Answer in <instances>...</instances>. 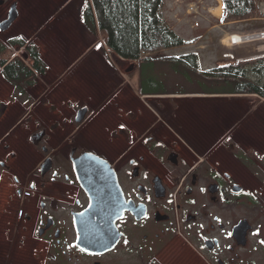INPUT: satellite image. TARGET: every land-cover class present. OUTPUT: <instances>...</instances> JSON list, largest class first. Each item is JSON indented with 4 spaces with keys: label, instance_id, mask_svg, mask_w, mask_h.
<instances>
[{
    "label": "flooded vegetation",
    "instance_id": "af4514ba",
    "mask_svg": "<svg viewBox=\"0 0 264 264\" xmlns=\"http://www.w3.org/2000/svg\"><path fill=\"white\" fill-rule=\"evenodd\" d=\"M47 6L0 0V264H264V111L224 119L215 101L203 133L186 121L198 120L195 101L145 99L186 92L122 82L63 99L47 84ZM209 94L224 95L192 96ZM88 154L120 186L124 214L113 230L106 213L103 236L79 227L91 196L77 164Z\"/></svg>",
    "mask_w": 264,
    "mask_h": 264
},
{
    "label": "rangeland",
    "instance_id": "374dc122",
    "mask_svg": "<svg viewBox=\"0 0 264 264\" xmlns=\"http://www.w3.org/2000/svg\"><path fill=\"white\" fill-rule=\"evenodd\" d=\"M33 2H35V0H33ZM46 2L47 5L51 8L47 9L45 13L46 17L45 15L43 16L45 17V19L49 18L51 14L55 13L56 9H59L61 5L65 3H69L68 10L71 11V9L73 8V13L69 17L71 21H68L67 17L64 18L61 17L58 20L61 21V19L63 18L65 25L64 34H62L63 36L59 35V37L62 36V38L59 39L61 41L65 39L66 47L74 46L76 42H74V40H71L72 39L71 37L77 36L76 31L73 28V25L75 23L74 22L75 12H76L75 9L80 7L84 2V0H46ZM259 4H260L259 17L225 22L230 24L224 25L222 27H219L221 25H218L217 31L213 30L211 31V33H208V36L206 37L207 42L204 43V45H201V47L198 48L199 50L196 48V43L187 45L188 46L186 48L187 50L190 49L197 50L200 59L199 68H195L193 66H187L184 65L183 63H176V62L151 63L148 61H144L137 72L135 69L137 66L136 62L131 61V59L128 60L125 58H121L118 56V54H113V53H112L113 59H111V57L107 53V48L105 51V49H103L101 46H98L97 57H99L101 61L104 60V57H107L111 61V65L105 64L106 67L103 65L105 67L103 69L109 76L108 77L106 75V77L110 80V81L107 80L108 82H105V84L106 83L109 84V82L114 83V84L111 83L110 86L106 84L107 87L103 88L106 90L103 96L109 93V92L107 93L108 91L107 88L113 90L117 88V86L123 81H127L128 83L127 85H129L132 89H134L132 87L133 85H136L138 87L136 80L137 77L136 75L138 73L141 76H143V85L152 86L154 87V89H156V91L189 93L190 95L184 97L160 96V97H151L145 99H158V100L187 99L190 102L195 101L194 105H197L196 107L197 110L195 111V114L198 116V120L195 119L193 116V118H189L186 121H189L191 125L194 124V126H197L198 128L201 127L199 130H201V132L203 133L206 132L209 133L210 130L214 129V126L212 125L215 119L214 116L216 114L214 106L217 103L215 101H218L221 104L222 115L224 119L236 114L243 116L247 114L249 111L250 112L254 110L264 111V97L255 93H243V94L224 93V95L218 94V96L212 94L192 96V93H198V92L223 91L225 87L229 86L228 83L218 82L213 80L212 78L208 77L204 72H207L210 69L218 67L220 65H225L229 63H232L234 65H240V64L245 65V67H247L245 70L247 72H251L254 63L258 62L256 56L264 55V39H255L254 38L255 36H250V37L248 36L245 37L247 40L244 39V41L240 42L239 44H232L229 39L233 34L234 35L239 34L241 36L250 35L264 30V2H260ZM190 9H191L190 13L194 14V7L192 6L190 7ZM45 19L43 18V20ZM198 32L199 29H196L194 31L195 39H199L202 33H204L203 31L199 32L201 34H199ZM64 51H66V49H63V52ZM29 61H31V59H29ZM93 67L95 70L93 68H90L91 70L92 69L93 70L92 71L90 70L89 73H93L94 76L92 78L87 79V86H90L88 87V89L94 88L95 90V88L97 87L94 86L96 82V76L102 79H104L105 76L102 73L104 71L102 69H98V64L96 66L94 65ZM86 68L88 69L89 67L87 66ZM251 76H254L252 78L257 82L260 80V78L255 74V72H251ZM97 81L100 82L99 79ZM135 93L136 95L138 94L136 91ZM74 97H76L75 94ZM101 99L102 98H99L97 100L95 99L91 104L96 106L100 103ZM118 99H122V97ZM80 100L85 101V99L79 98L75 100L74 103ZM183 103L187 104L185 102ZM182 114H184L185 116L187 115L186 113H182Z\"/></svg>",
    "mask_w": 264,
    "mask_h": 264
},
{
    "label": "trees",
    "instance_id": "16d2710c",
    "mask_svg": "<svg viewBox=\"0 0 264 264\" xmlns=\"http://www.w3.org/2000/svg\"><path fill=\"white\" fill-rule=\"evenodd\" d=\"M224 2L225 13L221 22H230L259 17V3L264 0ZM163 5L164 0H84L80 19L91 31H99L105 44L122 58L138 60L140 64L144 61L176 62L199 68L200 59L197 52L178 57L161 54L166 49L187 43L165 20ZM30 51L36 61L41 63L39 49L32 45ZM256 59L258 62L254 63L251 72H255L260 78L258 82L242 64L220 65L204 73L215 81L229 84L223 91L217 92L255 93L264 97V55H257ZM146 92L148 91H144Z\"/></svg>",
    "mask_w": 264,
    "mask_h": 264
},
{
    "label": "crops",
    "instance_id": "0c3cea01",
    "mask_svg": "<svg viewBox=\"0 0 264 264\" xmlns=\"http://www.w3.org/2000/svg\"><path fill=\"white\" fill-rule=\"evenodd\" d=\"M82 5L78 8L75 7V23L73 28L75 29L77 36L71 37V40L76 42L72 47H66L65 39L62 41L59 39L62 38V34H64L65 25L63 18L67 17L68 21H71L69 17L73 13V8L71 11L68 10L69 3L61 5V7L56 9L55 13L51 14L49 18H46L43 23V38L41 44L44 48L43 53L45 60L49 65L47 74L48 88L49 90L55 89L56 91L61 92L63 94L62 98L66 100L73 99L75 93H82L81 95L88 96V94L94 90V88H91L92 90L88 89L90 86H87V79L94 76L93 73H89L91 70L90 68L94 69V65L96 66L98 64V69H102L104 71L102 73L105 76L104 79L96 76L94 86L102 89L106 88L107 83L105 84V82H108L107 80H109L106 77L108 74L103 68L106 67L105 64L111 65V61L107 57H104V60L102 61L97 57L98 46H101L106 51L104 38L99 31L95 33L83 25L80 19ZM192 6L194 7V14L190 13V7ZM48 8L51 7L47 6V9ZM163 13L167 23L187 42L183 46L172 47L161 53L169 56L178 57L182 54L197 52V50H187V45L196 43V48L198 49L201 45H204V43L207 42L206 37L208 36V33H211L213 30H218V25H221L219 27H222L230 24L221 22L225 13L224 0H164ZM61 17H63L61 19L62 23L58 20ZM196 29H199V32H204L199 39H195L194 31ZM59 35L62 36L59 37ZM63 49H66V51L63 52ZM114 54L117 53L114 52ZM131 61L137 63L135 69L138 72L142 63L140 64L138 60ZM87 66L89 67L88 69L86 68ZM136 76L138 87L136 85L132 86L135 90H137V88L139 89L140 86H144L142 76L138 73ZM98 79L101 83L97 81ZM123 82L127 83V81ZM111 83L112 82H109L107 85L110 86ZM97 87L95 89H97ZM107 89L108 91H112V89ZM104 90L105 89H103V91Z\"/></svg>",
    "mask_w": 264,
    "mask_h": 264
},
{
    "label": "water",
    "instance_id": "95a60500",
    "mask_svg": "<svg viewBox=\"0 0 264 264\" xmlns=\"http://www.w3.org/2000/svg\"><path fill=\"white\" fill-rule=\"evenodd\" d=\"M13 17L11 18V20ZM10 20V21H11ZM9 21V22H10ZM86 108L81 109V117L78 121H81L85 115ZM77 166H79L80 172L84 171L85 179H81L83 187L87 190L91 196V204L88 209L81 215L79 220V227L82 230H97L95 233L103 236L107 229L108 223L106 222V213L110 210L112 213L111 227L113 230H117L116 221L124 214V208H118L115 200V189H120L118 180L109 183L105 182V178L108 177L107 163L94 154H88L80 159ZM88 167L95 170L93 179L88 176ZM99 174L101 176L99 177ZM111 196V201L107 199ZM97 245L104 246L106 241L104 239L96 240L92 242Z\"/></svg>",
    "mask_w": 264,
    "mask_h": 264
},
{
    "label": "built area",
    "instance_id": "2783aa9c",
    "mask_svg": "<svg viewBox=\"0 0 264 264\" xmlns=\"http://www.w3.org/2000/svg\"><path fill=\"white\" fill-rule=\"evenodd\" d=\"M243 36L244 37L255 36L254 37L255 39H264V30L261 31V32H258V33H253V34H250V35H243ZM229 39H230V41H231L232 44H239L240 43V42H238V41H236L234 39V36L233 35ZM106 48H107V53L113 59L112 53L114 54V51H112L107 45H106ZM23 54H25L24 57H26V60L28 59V61H29V59H30L29 54L28 53H25V52H23Z\"/></svg>",
    "mask_w": 264,
    "mask_h": 264
},
{
    "label": "bare ground",
    "instance_id": "6f19581e",
    "mask_svg": "<svg viewBox=\"0 0 264 264\" xmlns=\"http://www.w3.org/2000/svg\"><path fill=\"white\" fill-rule=\"evenodd\" d=\"M233 36H234V39L236 40V41H238V42H243L244 41V39H246L245 37H243V35L241 36V35H239V34H233ZM250 37V36H249ZM247 40V39H246Z\"/></svg>",
    "mask_w": 264,
    "mask_h": 264
},
{
    "label": "snow or ice",
    "instance_id": "6c2138e0",
    "mask_svg": "<svg viewBox=\"0 0 264 264\" xmlns=\"http://www.w3.org/2000/svg\"><path fill=\"white\" fill-rule=\"evenodd\" d=\"M133 163H135V162H133Z\"/></svg>",
    "mask_w": 264,
    "mask_h": 264
}]
</instances>
